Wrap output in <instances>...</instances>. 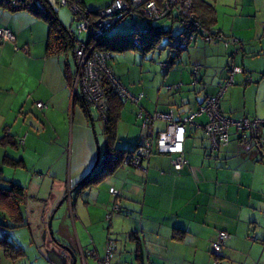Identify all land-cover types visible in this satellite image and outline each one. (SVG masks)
<instances>
[{
	"label": "crops",
	"instance_id": "crops-1",
	"mask_svg": "<svg viewBox=\"0 0 264 264\" xmlns=\"http://www.w3.org/2000/svg\"><path fill=\"white\" fill-rule=\"evenodd\" d=\"M206 1L215 9L212 31L237 37L239 52L233 56L221 41L197 38L185 60L183 54H176L172 68L164 69L161 63L162 90L146 88L139 91L143 97L138 102L124 100L116 128L117 147H134L169 124L153 118L144 128L145 116L170 113L178 121L198 110L207 97L220 91L231 60L242 71L234 74L235 83L225 90L222 110L235 120L264 119V0ZM0 28L16 36L15 42L0 38V138L8 135L17 143H0V186L16 183L24 188L21 202L0 199V224L10 225L5 227L8 239L23 250V255L12 258L0 246V264H14L25 255L16 229H26L36 237L49 227L52 215L55 220L65 202L69 220L73 210L79 206L84 210L75 219L81 224L78 240L74 238L84 264L88 255L96 256L87 251L91 243L96 258L105 257L100 255L107 246L106 234L117 244L112 264H124L125 255L134 257L130 264H264V160L254 144L244 146L238 136L210 153L211 141L204 131L209 118L201 114L187 126L183 169L175 168L176 155L154 150L141 167L124 160L97 184L78 188L103 163L109 144L97 111L84 105L81 94L75 98L72 93L66 63L72 75L73 55L69 59L67 54L48 53V24L28 11L13 12L0 6ZM196 64L203 66L198 83L190 71ZM113 71L137 95L136 87L126 85ZM256 81L260 82L259 100L250 101L256 86L249 85ZM239 92L244 100L242 111L232 102ZM38 101L46 106L39 108ZM248 136L252 141L264 138V126L256 133L249 131ZM112 188L119 191L118 198ZM116 200L120 210L114 208ZM92 205L96 210L92 211ZM18 213L25 224L12 227L11 218ZM66 222L59 230L70 237ZM1 228L0 238L4 237ZM220 231H227L229 238L221 257H216L211 246Z\"/></svg>",
	"mask_w": 264,
	"mask_h": 264
},
{
	"label": "built area",
	"instance_id": "built-area-1",
	"mask_svg": "<svg viewBox=\"0 0 264 264\" xmlns=\"http://www.w3.org/2000/svg\"><path fill=\"white\" fill-rule=\"evenodd\" d=\"M61 5L70 6L75 16L79 20V34L87 31V39L79 42L73 51L74 70L72 73V93L81 94L88 106L93 107L101 120L105 123L109 108L106 88L109 86L124 99L138 102L143 94H132L114 74L111 67L113 53L96 48L90 43L89 36H104L115 24L123 20L128 14H134L141 18L147 25L152 22L172 19L178 23V30L170 34V48L175 50H186L193 41L201 38L203 41H221L226 47L233 45L235 53L240 48V40L237 37H228L223 33L217 34L210 32L197 18L194 12V0H112L111 3L99 9L96 13H90L83 8L79 0H60ZM0 38L3 41H16L14 33L7 28H0ZM162 67L167 69L168 63H162ZM201 65L196 64L193 68L194 82L200 79ZM242 71L236 64L228 66V75L220 87L217 95L209 96L195 112L182 117L178 121L172 119L170 113H156L155 116H145L143 127H149L153 118H162L169 121L167 128L158 132L156 136H148L134 151L125 155V162L141 167L144 160L148 159L154 150L158 152L174 154L176 159L174 166L177 170L183 169L187 164L184 156V144L186 141L187 126L195 122V118L201 114H207L208 122L204 126V131L211 141L210 150L215 152L222 146H226L231 141V130L235 128L240 133V141L244 146L255 145L264 160V150L262 145L264 138L250 140L248 132L256 131L264 126V119L244 117L234 120L227 117L220 106V100L225 90L235 83L234 74ZM36 105L44 108L43 101H38ZM143 116V112H140ZM20 144H24L21 138ZM111 193L118 198L120 193L112 188ZM120 203L116 200L114 208L120 210ZM108 219L111 215L108 214ZM229 238L227 231H220L217 239L212 243L213 253L217 257L221 255L225 242ZM106 255L98 260V264H112L117 244L114 239L108 238ZM95 252L90 251L93 255Z\"/></svg>",
	"mask_w": 264,
	"mask_h": 264
},
{
	"label": "rangeland",
	"instance_id": "rangeland-1",
	"mask_svg": "<svg viewBox=\"0 0 264 264\" xmlns=\"http://www.w3.org/2000/svg\"><path fill=\"white\" fill-rule=\"evenodd\" d=\"M110 1L111 0H84L86 6L90 8H99L109 3ZM52 2L54 3L55 8L57 9L59 17L61 21L63 22V24L67 28H69L78 38L77 44L81 41H85L87 39V31H82L79 34V28H78L79 20L75 16L71 7L67 5H61L60 3H57L56 0H52ZM155 25L161 27L162 29L166 31L171 30L175 32L178 30V23L173 22L172 19H168V18L155 21ZM142 29H143V20L135 16L134 14H128L123 20L119 21L116 25H114L111 28L110 34H124V33H129V32L142 31ZM223 33L226 36L228 34L226 32H223ZM169 39H170L169 34H166V33L163 34V36L158 42L157 48L145 54L141 50H135V49L128 50L124 53L116 52L113 54V58L110 63L111 66L113 65V67L116 69V73L121 75L126 85L136 87L138 91L137 95L142 93L139 91L143 90L145 92L144 89L146 88L153 89L154 91L156 89L163 88L162 83L165 77L163 73L164 71L161 68V63L171 62L173 57L176 54H183L182 56H184V60L187 58L186 56H188L187 55L188 49L186 50L171 49L170 46L168 45ZM220 44L224 47V49L228 51V54H232L233 52L235 53V48L233 45L226 47V44L224 42H221ZM234 53H233V56H234ZM67 55L69 59H71L73 54L70 51L67 53ZM234 64L236 63L231 60L229 65H234ZM229 65L226 66L227 71H228ZM177 66H175V69L177 68ZM193 68H194V65H192V68L190 67V71H193ZM202 69H203V66L201 65L200 73ZM259 85H260L259 81H256L249 85V86H256L255 87L256 90L251 94L249 98L250 101H253L255 99L259 100L258 95H257V92L259 90V87H258ZM243 101L244 100L240 92L238 93V96L232 100L233 103L238 104L240 106L241 111L243 110ZM241 111H239L238 113H241ZM126 114H127V111H126ZM233 118H236V117L233 116ZM139 123H138L139 124L138 127L141 128V124H142L141 120H139ZM231 133H232L231 139L237 138L238 136H240V133L235 128L231 130ZM103 152H104V148H103ZM209 152L211 153L210 147H209ZM103 157H104V154L102 153V160H103ZM66 206H67V202H65L62 205V207L61 205L59 206V210L56 214L55 220L52 219V229H50L47 225L46 230L45 231L43 230L42 232L38 233L36 237L32 236L26 229H16L19 243L23 245L25 249V255L22 256L20 260L14 264H57L51 258L52 257L51 250H53L52 253H54V250H55L57 254L67 255V259L64 264H73L74 261L72 260V257L70 255L71 250H70V247L66 245V242L69 243V245L73 246L72 248L74 250V254L76 255V264H84L83 258L80 255L79 250H77L75 242H74V238L78 240L77 233H79L80 235L79 225L81 224L75 219L78 215L80 216L81 213L84 212V210L82 209L81 206H79L76 211L75 210L72 211V214L74 215V217H71L69 220L70 216H67L66 214ZM91 209L92 211H94L96 210V207L92 205ZM86 218H88L87 215H86ZM66 220H68V226H70L71 228L70 237H66L59 230V227L62 223H65V224L67 223ZM108 226H109V221L106 220L105 227L107 228ZM80 237L83 239V235H81ZM104 238L106 239L104 240V243L106 244L107 234L105 235ZM212 246H211V251H213ZM88 249L89 250L87 251L89 252L96 250V248H94L92 243ZM118 250L119 249L117 248V252H119ZM102 251H101L100 256L103 257L105 256L106 247L102 248ZM96 253L97 252H95L96 256L88 255L86 259L87 264H97L98 263V259L96 258L98 256ZM133 259L134 257L132 256L128 257V255H125V257L122 259V262L124 264H127V262L125 261H128V263L130 264L131 262H133ZM112 263H113V260H112Z\"/></svg>",
	"mask_w": 264,
	"mask_h": 264
},
{
	"label": "trees",
	"instance_id": "trees-1",
	"mask_svg": "<svg viewBox=\"0 0 264 264\" xmlns=\"http://www.w3.org/2000/svg\"><path fill=\"white\" fill-rule=\"evenodd\" d=\"M79 1L83 5V8L92 14L105 7L103 6L100 8H90L86 6L84 0ZM56 2L60 3V0H56ZM0 6H3L4 8H7L8 10L13 12L28 11L36 17L46 21L49 27L48 53L65 55L71 51L73 54L75 47L78 45V38L69 28H67L63 24L52 0H0ZM194 12L197 18L202 22L204 27H206V29H208L210 32L221 34L220 31H212L211 29L216 20L215 9L211 3L206 0H194ZM110 30L101 37L89 36L90 43L96 48L110 51L113 54L116 52H126L131 49L141 50L145 54L157 48L158 42L163 34L166 33L170 35L171 33H173V31L171 30L166 31L161 27L155 25V22L147 25L144 21L142 31L129 32L124 34H110ZM168 45L170 46V42H168ZM171 62H167V69L173 67V64ZM66 74L68 82L71 85L72 75L70 72L69 63H66ZM105 88L109 105L107 111V119L105 122V131L109 144L108 153L103 163L99 167L96 166L93 171L82 180L78 188L92 186L100 182L105 176L112 173L118 166L123 163L125 155L128 152L134 151L140 144H142L141 142L136 146L127 149L116 146V142L118 140L116 128L117 123L120 119V112L125 99L117 94L109 86H105ZM74 96L75 98H77L78 94H75ZM84 105L88 106L86 101ZM0 143H7L17 146L16 140L8 135L2 136L0 138ZM219 150L215 152H218ZM5 197L12 198L16 202H21L24 198L23 186L16 183H11L9 187L0 186V199ZM11 220L13 223L11 225L12 227H18L25 224L24 219L20 213L13 215ZM7 226L10 227V225L8 224H0V227H3L1 229L4 234V237L0 238V246L4 248L8 256L17 258L23 255V250L19 247H16L14 243L10 239H8V234L5 228ZM137 257H141L140 252H137ZM217 257H221V255Z\"/></svg>",
	"mask_w": 264,
	"mask_h": 264
},
{
	"label": "water",
	"instance_id": "water-1",
	"mask_svg": "<svg viewBox=\"0 0 264 264\" xmlns=\"http://www.w3.org/2000/svg\"><path fill=\"white\" fill-rule=\"evenodd\" d=\"M53 217H54V215H52L51 218H50V220H49V228L50 229H52V219H53ZM70 250H71L70 251V255H71V257H72V259L74 261L73 264H76V255L74 254V252H73V250L71 248H70ZM52 252H53V250H51V254H52V257L51 258H52V260L54 262H56L57 264H64L66 262V259H67L66 255L57 254L55 252V250H54V253H52Z\"/></svg>",
	"mask_w": 264,
	"mask_h": 264
},
{
	"label": "bare ground",
	"instance_id": "bare-ground-1",
	"mask_svg": "<svg viewBox=\"0 0 264 264\" xmlns=\"http://www.w3.org/2000/svg\"><path fill=\"white\" fill-rule=\"evenodd\" d=\"M176 32V31H175Z\"/></svg>",
	"mask_w": 264,
	"mask_h": 264
},
{
	"label": "flooded vegetation",
	"instance_id": "flooded-vegetation-1",
	"mask_svg": "<svg viewBox=\"0 0 264 264\" xmlns=\"http://www.w3.org/2000/svg\"><path fill=\"white\" fill-rule=\"evenodd\" d=\"M73 260V259H72Z\"/></svg>",
	"mask_w": 264,
	"mask_h": 264
}]
</instances>
